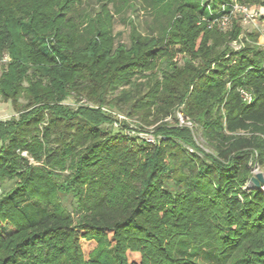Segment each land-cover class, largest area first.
I'll list each match as a JSON object with an SVG mask.
<instances>
[{
  "label": "trees",
  "instance_id": "trees-1",
  "mask_svg": "<svg viewBox=\"0 0 264 264\" xmlns=\"http://www.w3.org/2000/svg\"><path fill=\"white\" fill-rule=\"evenodd\" d=\"M143 2L153 23L127 47L106 3L86 15L82 0H0V98L18 114L0 119V190L14 181L0 193V264H264V188H245L264 167L260 32L243 35L240 17L227 31L198 23L230 0L213 13L204 0ZM113 108L141 131L157 124L155 141Z\"/></svg>",
  "mask_w": 264,
  "mask_h": 264
},
{
  "label": "rangeland",
  "instance_id": "rangeland-1",
  "mask_svg": "<svg viewBox=\"0 0 264 264\" xmlns=\"http://www.w3.org/2000/svg\"><path fill=\"white\" fill-rule=\"evenodd\" d=\"M212 0H204V6H206L208 13L214 12L212 7L211 9L207 7V4ZM220 1V0H218ZM106 3L109 9L110 14L113 17V32L116 34V42L118 44L126 45L130 47L132 44V27L135 26L138 31L148 34L150 31V24L153 23V9H151L148 5L143 2V0H82V3L78 6L79 12L86 14V15H93L94 13L98 12L101 9V6ZM239 17L236 15L232 19ZM211 19H208L206 15H202L198 18V23H205L209 27V22ZM232 26V25H231ZM210 28V27H209ZM219 29V28H218ZM220 30V29H219ZM253 30H259L260 38L259 42L264 46V36H262L263 30V18L258 17L254 21L244 24L243 25V35L252 32ZM222 31V30H221ZM227 31V30H226ZM232 44H236L240 46V42L232 41ZM233 46V45H232ZM235 48V47H233ZM175 54L173 56V62L177 65H184L186 59L189 58L188 54L178 50V46L175 47ZM8 54V53H7ZM9 56V54H8ZM10 57V56H9ZM168 61L166 59H162L158 61V68H166ZM1 56H0V72H1ZM140 80H144L140 78ZM23 101V100H22ZM82 102H86L85 99ZM67 103L70 104L72 107H76L77 103L75 102L73 97H70L67 100ZM108 110V109H107ZM109 111V110H108ZM110 112L119 118L120 120H126L129 123V128L127 129V133L134 135H139L142 138L146 139H156L157 137L154 135L155 125H146V131H141L139 123L145 125L143 122H140L138 118L128 117L125 116L124 113L118 111V109L113 108ZM17 117L18 114L15 112L14 106L10 101H4L0 98V119H9L11 117ZM177 117L179 119V124L186 125L193 128L195 138L198 144L201 147H204L207 151L209 150V146L206 144L205 140L202 137L201 130L196 126L193 125L192 121L189 117L185 116L183 112L180 110L177 111ZM183 118V121H181ZM169 121L173 122L174 119L169 118ZM104 127L113 131L118 129V124H114L113 127L110 124H104ZM143 128V127H142ZM254 175L256 172H262L264 174V167H256L254 169ZM14 184V181H7L1 187L0 193L3 190L10 188ZM255 187L254 183L250 182L245 188ZM264 188V186H263ZM64 205L67 207L68 210L72 211L73 207L75 206V200L72 198L71 195L63 198ZM12 226L10 224L4 226L3 233L4 235H8L11 231ZM198 262L201 264H212V261H209L205 258L204 255H201L197 258Z\"/></svg>",
  "mask_w": 264,
  "mask_h": 264
},
{
  "label": "built area",
  "instance_id": "built-area-1",
  "mask_svg": "<svg viewBox=\"0 0 264 264\" xmlns=\"http://www.w3.org/2000/svg\"><path fill=\"white\" fill-rule=\"evenodd\" d=\"M228 6H230V10L228 12H224L220 16H216L210 20L209 22L210 28H212L213 26H217L220 30L226 31L231 27L232 19L236 15H238L241 18L242 25L250 23L254 21L256 18L261 17L263 18L262 36H264V6L256 7V6L248 5L246 3H241L239 0H230V2H225L223 4H220L221 7L220 11H224ZM207 7L211 9L212 7L211 2L207 4ZM232 45L233 47H235L234 48L235 50L241 48V44L240 46H237L236 44H232ZM9 60L10 57L8 56V54H3L1 56V64L8 62ZM245 98L251 100L250 95L247 93H245ZM181 121L184 122L183 118H181ZM148 140L155 141V139H148Z\"/></svg>",
  "mask_w": 264,
  "mask_h": 264
},
{
  "label": "water",
  "instance_id": "water-1",
  "mask_svg": "<svg viewBox=\"0 0 264 264\" xmlns=\"http://www.w3.org/2000/svg\"><path fill=\"white\" fill-rule=\"evenodd\" d=\"M250 181L254 183L256 188H261L264 186V174L262 172H256L255 175L251 177Z\"/></svg>",
  "mask_w": 264,
  "mask_h": 264
}]
</instances>
